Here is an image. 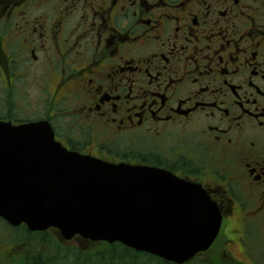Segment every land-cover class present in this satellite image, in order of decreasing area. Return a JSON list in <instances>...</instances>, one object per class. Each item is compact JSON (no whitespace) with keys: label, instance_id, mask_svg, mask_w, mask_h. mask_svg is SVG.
Instances as JSON below:
<instances>
[{"label":"flooded vegetation","instance_id":"flooded-vegetation-1","mask_svg":"<svg viewBox=\"0 0 264 264\" xmlns=\"http://www.w3.org/2000/svg\"><path fill=\"white\" fill-rule=\"evenodd\" d=\"M0 122H47L68 151L202 187L223 223L188 264L248 258L264 225V0H0ZM52 230L63 248L107 244ZM11 250L8 264L29 255Z\"/></svg>","mask_w":264,"mask_h":264},{"label":"water","instance_id":"water-1","mask_svg":"<svg viewBox=\"0 0 264 264\" xmlns=\"http://www.w3.org/2000/svg\"><path fill=\"white\" fill-rule=\"evenodd\" d=\"M0 219L71 241L120 243L186 264L222 228L202 187L159 169L113 165L68 151L49 123L0 122Z\"/></svg>","mask_w":264,"mask_h":264},{"label":"rangeland","instance_id":"rangeland-1","mask_svg":"<svg viewBox=\"0 0 264 264\" xmlns=\"http://www.w3.org/2000/svg\"><path fill=\"white\" fill-rule=\"evenodd\" d=\"M6 225L0 221V256H2L0 258V264H8L6 262H8L9 256H11V249L14 248L17 244H21V246L23 248H26V252L28 250V252H32L31 249H39L41 252L45 253L46 249L47 252H49V249L51 248V252L47 253L48 257L50 258V263L52 264H72L73 262H71V258L66 257L67 252H72V253H76L78 252L77 250H87L89 249L90 251L93 252H100L99 254H103L105 249H108L109 247L105 246L103 248H101V250H99V245L97 246H82V244L80 242H74L68 245H65L68 248H62V253L61 255L57 254L56 249L59 246H53V244H55V242L53 241V237L51 235H46V236H38V237H27L25 235V231H22L21 229H14V230H8L6 227ZM232 229V227H230V225L226 224L225 226V230H228L227 233V237L232 238L233 233L231 234L230 230ZM225 231V233H226ZM253 235L251 236L250 239V249L249 254H248V258L245 257L244 253L240 252V251H236V252H232L233 254L231 256H234L235 259L237 260H242L244 261L246 264H264V225L259 227H255L254 228V232L252 233ZM238 248V245L237 247ZM54 249V250H53ZM234 249V247H230V250ZM45 250V251H44ZM69 250V251H67ZM67 251V252H66ZM106 251V250H105ZM27 252V253H28ZM89 252V251H88ZM222 255V254H221ZM218 257V255L215 254H211L209 257L205 256L206 259L205 261L200 262L198 260L199 264H228L226 261L230 259V254L228 253L225 257L221 256ZM91 259H93L92 256H90ZM106 258L105 263L106 264H111V256H104ZM46 258V261H48ZM4 259H7L5 262H3ZM138 261H140L139 263L135 262V263H130V264H158V262H156L154 259L152 260L150 257H146V256H138V258H136ZM119 260V259H118ZM117 260V261H118ZM125 262V261H124ZM9 264H13L9 263ZM15 264H19V263H15ZM75 264V263H74ZM116 264H120L119 262ZM191 264H197V262L195 263H191Z\"/></svg>","mask_w":264,"mask_h":264},{"label":"trees","instance_id":"trees-1","mask_svg":"<svg viewBox=\"0 0 264 264\" xmlns=\"http://www.w3.org/2000/svg\"><path fill=\"white\" fill-rule=\"evenodd\" d=\"M21 229V228H18ZM22 231H25L24 229H21ZM55 231V230H52ZM26 236L28 235L29 238L31 237H38V236H46L49 235L50 232H46V233H41V234H36L37 236H32L33 233L29 232V231H25ZM55 246V245H53ZM59 246L56 249L57 254L61 255L62 253V248L60 245H56ZM109 247L108 249L104 250V253L99 254L100 252H93V251H84V250H77L78 252L76 253H72V252H67L69 250H67V255L66 257H73L71 258V262H73L72 264H106L105 260L106 258L104 256H111V264H116V263H120V264H130V263H139L140 261H138L136 258H138V256H146V257H150L152 260L154 259L156 262H158V264H174V263H170L167 261H164L158 257L152 256L150 254H145V253H139L136 252L130 248L125 247L124 245L120 244V243H116L114 245H108V244H104L102 246L99 247V250H101V248L103 247ZM32 252L29 253L27 259L25 262H23V264H52L50 263V258H47L48 255L47 253L51 252V248L49 249V252H47L48 249H46V252L43 253L41 252L39 249L35 250V249H31ZM54 250V249H53ZM45 251V250H44ZM93 257V259H91V257ZM69 257V258H70ZM46 258L48 261H46ZM119 259V260H118ZM118 260V261H117ZM125 261V262H124Z\"/></svg>","mask_w":264,"mask_h":264}]
</instances>
